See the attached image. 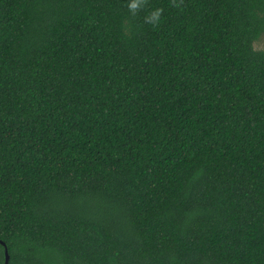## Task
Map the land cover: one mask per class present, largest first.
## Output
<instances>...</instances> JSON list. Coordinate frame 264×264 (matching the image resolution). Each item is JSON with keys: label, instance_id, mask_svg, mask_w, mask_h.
I'll list each match as a JSON object with an SVG mask.
<instances>
[{"label": "trees", "instance_id": "1", "mask_svg": "<svg viewBox=\"0 0 264 264\" xmlns=\"http://www.w3.org/2000/svg\"><path fill=\"white\" fill-rule=\"evenodd\" d=\"M130 3L0 0L8 264H264V0Z\"/></svg>", "mask_w": 264, "mask_h": 264}, {"label": "clouds", "instance_id": "2", "mask_svg": "<svg viewBox=\"0 0 264 264\" xmlns=\"http://www.w3.org/2000/svg\"><path fill=\"white\" fill-rule=\"evenodd\" d=\"M143 3V0H132V3H130L128 6L131 9H136L138 7H140ZM160 14H161V9H155L154 11H152L150 13V22L155 24L158 23L160 20Z\"/></svg>", "mask_w": 264, "mask_h": 264}, {"label": "rangeland", "instance_id": "3", "mask_svg": "<svg viewBox=\"0 0 264 264\" xmlns=\"http://www.w3.org/2000/svg\"><path fill=\"white\" fill-rule=\"evenodd\" d=\"M254 48L264 50V34L254 43Z\"/></svg>", "mask_w": 264, "mask_h": 264}, {"label": "water", "instance_id": "4", "mask_svg": "<svg viewBox=\"0 0 264 264\" xmlns=\"http://www.w3.org/2000/svg\"><path fill=\"white\" fill-rule=\"evenodd\" d=\"M0 243L5 247V250H4V264H8L9 262V254H8V250H7V247L5 245V243L3 241H0Z\"/></svg>", "mask_w": 264, "mask_h": 264}]
</instances>
